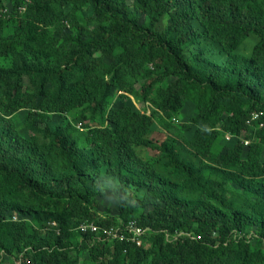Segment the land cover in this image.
<instances>
[{"label":"trees","instance_id":"1","mask_svg":"<svg viewBox=\"0 0 264 264\" xmlns=\"http://www.w3.org/2000/svg\"><path fill=\"white\" fill-rule=\"evenodd\" d=\"M6 58L0 264H264V126L248 124L264 111V0H0ZM187 102L195 114L172 131L198 164L151 138ZM107 194L116 213L99 211ZM85 221L101 229L83 233ZM129 221L141 245L104 232Z\"/></svg>","mask_w":264,"mask_h":264},{"label":"rangeland","instance_id":"2","mask_svg":"<svg viewBox=\"0 0 264 264\" xmlns=\"http://www.w3.org/2000/svg\"><path fill=\"white\" fill-rule=\"evenodd\" d=\"M84 15L86 17L85 19L87 20V25L93 26L94 22L90 19V17L93 16V12L91 10H86ZM169 22H170V19L168 18V16L162 17L160 19V21L156 24L157 30L162 31L167 26V24ZM196 27L200 32H202L201 28L197 25V23H196ZM67 31H68V29L66 30V32ZM250 38H252V37H250ZM205 41H206V37L204 34H202V36L200 38L201 46L204 45ZM256 42H257V40L255 38L245 41L243 43V45L241 46V49H240L241 53L244 55H251ZM204 47H206V53L209 54L210 57H215L217 60L222 59L223 55L221 53H219L218 51H216L214 49V47H212L211 45H208V44L204 45ZM197 49H198V47H193V48L189 49L187 51V53L188 54L194 53ZM11 62H12L11 58L0 59V66L8 67L11 65ZM25 84H24V86H25ZM116 99H117V94L114 97V101ZM131 99H132L131 102L136 106V108H138V110L145 112L147 114L151 113V107L148 103L141 104L138 101H136V99L133 100V97H131ZM194 114H195L194 105L190 102H187V104L184 107V109L182 110V112L178 116H176L172 119L169 127H166V126L159 124V123H155L153 126V132H152L151 138L158 145H161L162 143H165V142L172 143L175 146V148L178 150L181 158H183L186 161H190V162H194L195 164H198L199 158H197L193 154V152L191 150H189V148L184 144V142L180 140L179 136L172 131V130H181L182 125L185 124L186 122H188L190 117H192ZM59 119H60L59 116H55V118L52 121V125L55 126L56 124H59L60 123ZM67 120H70V118H68ZM63 122H64V120H63ZM17 128L20 132L25 130V128L22 125V122H19ZM186 136L189 137V135H186ZM233 139H234V137H231L230 139H227L225 137L224 139H222L223 144H227V146H229V143ZM239 139L243 142H245L247 140H251L252 137H251L250 130L243 133V135L240 136ZM239 139H236V140L239 141ZM246 146H249V145L246 144ZM142 154L145 155L148 159L157 161V164H156L157 169L163 170L166 172V170L163 169L162 166L160 165V163L162 164V161H163V155L159 150L147 148V149H144ZM167 176L171 177L172 179H177L175 175H170V173H168ZM108 191H110V189H108ZM108 210H110L111 213L112 212L116 213V203H115L112 195L110 196L109 194H107L106 197L100 198V203H99V211L101 213L106 212ZM83 254L84 253H82L81 256H83ZM4 264H11V263L6 261Z\"/></svg>","mask_w":264,"mask_h":264},{"label":"built area","instance_id":"3","mask_svg":"<svg viewBox=\"0 0 264 264\" xmlns=\"http://www.w3.org/2000/svg\"><path fill=\"white\" fill-rule=\"evenodd\" d=\"M263 116H264V111L253 113L252 117L248 121V124L251 127H253L256 125V123H259L260 127L262 128L264 126V121H262ZM245 132L246 131H244L243 133ZM225 137L227 139H230L232 136L230 134H227ZM244 143H246L247 145H250L253 143V139L247 140ZM13 219L17 220V216L14 215ZM50 225L56 226V223L51 222ZM77 229L83 233H87V232L93 233V232H98L101 228L98 224H96L93 221H85V222L80 223L77 226ZM104 232L105 234L107 233L109 236H111L112 239L114 238L119 239V240L128 239V240H132L136 242L137 245L142 244L143 237L145 235V229H142V227L137 226L134 221H129L124 227V229L118 228V227H111L110 229H106V230L104 229Z\"/></svg>","mask_w":264,"mask_h":264},{"label":"clouds","instance_id":"4","mask_svg":"<svg viewBox=\"0 0 264 264\" xmlns=\"http://www.w3.org/2000/svg\"><path fill=\"white\" fill-rule=\"evenodd\" d=\"M78 128H81L80 125H78Z\"/></svg>","mask_w":264,"mask_h":264}]
</instances>
